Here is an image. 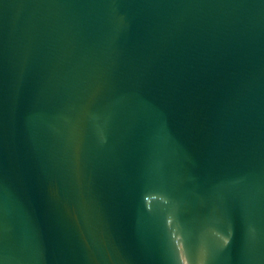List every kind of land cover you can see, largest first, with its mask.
<instances>
[{
  "label": "water",
  "instance_id": "obj_1",
  "mask_svg": "<svg viewBox=\"0 0 264 264\" xmlns=\"http://www.w3.org/2000/svg\"><path fill=\"white\" fill-rule=\"evenodd\" d=\"M0 264H264V0H0Z\"/></svg>",
  "mask_w": 264,
  "mask_h": 264
}]
</instances>
